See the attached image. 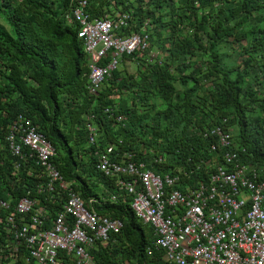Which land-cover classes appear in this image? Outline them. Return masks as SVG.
<instances>
[{
  "label": "trees",
  "instance_id": "obj_1",
  "mask_svg": "<svg viewBox=\"0 0 264 264\" xmlns=\"http://www.w3.org/2000/svg\"><path fill=\"white\" fill-rule=\"evenodd\" d=\"M78 1L0 0V18L5 23L0 22V201L9 204L8 209H0V221L21 197L36 199L38 206L48 210L49 219L61 210V202L50 203L46 193L38 192L44 180L33 160L19 162L8 152L9 126L23 115L54 147L57 169L80 197L86 203L94 198L97 202L90 206L97 213L122 223L119 233L92 252L95 261L168 264L163 252L153 246L152 229L130 209L129 197L119 194L112 180L96 170L95 152L105 148L88 144L84 116L92 117L97 130L116 145V153L134 154L153 172L192 171L187 177L180 175L181 183L192 187L207 180L211 169L206 162L219 161L217 152L210 151L214 141L204 132L225 120L227 127L236 128L232 139L243 149L241 159L264 176V98L258 96L264 92V0H108L105 7L100 6L103 0H88L89 18L126 12L131 19L125 33L139 32L147 22L150 37L163 41L160 64L148 65L138 79L117 69L96 96L87 91L88 59L72 15ZM165 7L168 20L159 12ZM181 24L192 29L189 36L175 33ZM164 28L170 30L167 37L161 34ZM253 33L257 35L250 38ZM220 44L232 46L238 68L227 60L230 55L220 53ZM138 56H124L121 62H137ZM192 56H206L209 62L200 57L189 65ZM176 81L182 88L179 92ZM112 89L129 92L131 107L122 103L116 109ZM153 93L159 94L165 107L151 117L137 114V104ZM106 108L126 119L123 126L113 125V117L103 112ZM157 158L163 162L155 163ZM16 161L19 168L14 173ZM4 242L0 224V244ZM27 257L22 248L16 264H33ZM58 258L60 264H74L63 251ZM0 264H6L2 257Z\"/></svg>",
  "mask_w": 264,
  "mask_h": 264
},
{
  "label": "built area",
  "instance_id": "obj_2",
  "mask_svg": "<svg viewBox=\"0 0 264 264\" xmlns=\"http://www.w3.org/2000/svg\"><path fill=\"white\" fill-rule=\"evenodd\" d=\"M87 3L78 1L72 15L88 59L87 91L96 96L124 56L149 49L150 26L145 22L139 32L127 34L123 30L128 28L129 13L92 19L85 11ZM103 112L113 117V125L123 126L126 119L113 116L111 108ZM86 129L88 144L95 145L98 130L92 117L87 118ZM204 137L214 141L210 151L217 152L219 161L205 163L211 169L208 178L194 187L183 185L180 178L192 171L157 174L134 154L116 153L112 144L95 152V167L112 180L119 194L129 197L130 209L152 229L153 246L163 252L168 264H264V176L241 159L243 149L234 143L225 120L206 129ZM6 141L19 162L31 159L39 167L44 181L37 186L38 192L46 193L50 203L61 202V210L49 219L48 210L38 206L36 199L21 197L0 221L5 242L15 243L17 255L23 248L28 253L26 261L33 264H60L59 251L74 264H98L92 252L120 232V220L97 213L90 206L97 201L91 198L86 203L63 178L54 163V147L29 118L17 115ZM18 161L13 164L14 173ZM154 162L160 164L163 159ZM8 208V203L0 201V209Z\"/></svg>",
  "mask_w": 264,
  "mask_h": 264
},
{
  "label": "rangeland",
  "instance_id": "obj_3",
  "mask_svg": "<svg viewBox=\"0 0 264 264\" xmlns=\"http://www.w3.org/2000/svg\"><path fill=\"white\" fill-rule=\"evenodd\" d=\"M107 2H108V0H103V2L100 4V6L102 5L105 7V5H107ZM159 12H161L162 15H164L165 20H168V15L166 14L168 12V8L165 7L163 9H161ZM0 22L5 24L1 18H0ZM175 29H176L175 33L177 35L189 36L192 33V29L190 27L182 25V24L178 25ZM169 33H170V30L167 28H164L163 31L161 32V34L164 37H167V34H169ZM256 35H257L256 33L249 34V37L253 38ZM150 39H149V49L138 56L139 60L137 62L136 61H130V62L127 61L126 63L120 62L118 69H120L122 71L123 76H131V77H136L138 79L140 77L141 72H143L144 69L146 67H148V65L154 64V63L160 64L163 61L164 53L161 49V46L163 44L162 38L158 39V38H156V36H154L152 38L150 37ZM242 45L245 46L246 42L243 41ZM166 46L168 47V44H166ZM235 47H237V46H235ZM219 49H220V53L222 55H224V54L230 55V56H227V60L229 61V63L231 65H236L235 67H237V64H236L237 62L235 61V57L233 55L234 50L232 49V46L228 47L227 45L220 44ZM200 57L204 58L203 60L206 64L209 62V60L207 59L206 56H192V57H190V60H188L189 65H192L193 63H195ZM203 70L205 71L204 68H203ZM175 77H177V76L175 75ZM199 80L201 82H203L202 76H200ZM106 86H108V82L104 84L103 88ZM174 86H175V89L177 92L182 90L178 81L174 82ZM112 93H113L112 94L113 105L116 109L122 103H125L126 105L131 107L132 100H131V96H130L129 92H127V91L118 92L117 90L112 89ZM197 94L199 96L202 95V91L199 90ZM258 96L260 97V99L264 98V92L258 93ZM164 107H165V105H164L161 97L159 96V94L153 93L152 95H150L149 99L145 100L144 102L138 103L137 106L135 107V111L139 115H147V116L151 117L154 115L156 110L163 109ZM208 109H209V107H208ZM84 117H85V119L88 118L87 115H85ZM215 121H216V118L213 120V122H215ZM152 122L153 121H150L149 123H152ZM210 124H212V123H210ZM228 128L231 130V133L235 136V134H236L235 126L234 125L233 126L228 125ZM96 144L99 146L102 145V148H105L106 146H108V144L114 145V143L112 141H107L104 138V135L100 129L98 131V137L96 140ZM8 152H9V149H8ZM96 195L98 196V198H101V197L103 198V196L100 193H96ZM14 245H15V243L12 242L11 239H8L7 242H4V244H0V257L3 258V260L5 261L6 264H16L17 252H14V250H13ZM118 245H119V243H118ZM125 263H127V262L126 261L123 262V264H125ZM118 264H122V263L119 261Z\"/></svg>",
  "mask_w": 264,
  "mask_h": 264
},
{
  "label": "crops",
  "instance_id": "obj_4",
  "mask_svg": "<svg viewBox=\"0 0 264 264\" xmlns=\"http://www.w3.org/2000/svg\"><path fill=\"white\" fill-rule=\"evenodd\" d=\"M96 186H97L98 189H101L102 188V190L105 191L104 187L101 184H97Z\"/></svg>",
  "mask_w": 264,
  "mask_h": 264
}]
</instances>
